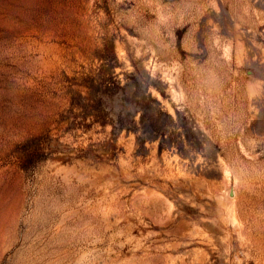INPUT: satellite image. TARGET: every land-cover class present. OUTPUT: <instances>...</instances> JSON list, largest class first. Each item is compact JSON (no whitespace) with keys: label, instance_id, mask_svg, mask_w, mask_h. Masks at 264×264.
<instances>
[{"label":"rangeland","instance_id":"rangeland-1","mask_svg":"<svg viewBox=\"0 0 264 264\" xmlns=\"http://www.w3.org/2000/svg\"><path fill=\"white\" fill-rule=\"evenodd\" d=\"M0 264H264V0H0Z\"/></svg>","mask_w":264,"mask_h":264},{"label":"bare ground","instance_id":"bare-ground-1","mask_svg":"<svg viewBox=\"0 0 264 264\" xmlns=\"http://www.w3.org/2000/svg\"><path fill=\"white\" fill-rule=\"evenodd\" d=\"M234 199V198H233Z\"/></svg>","mask_w":264,"mask_h":264}]
</instances>
